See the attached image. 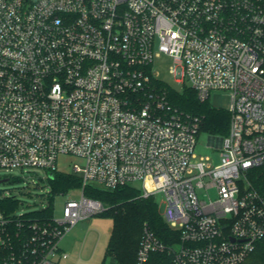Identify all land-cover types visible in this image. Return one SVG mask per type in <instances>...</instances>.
<instances>
[{"label":"built area","instance_id":"built-area-1","mask_svg":"<svg viewBox=\"0 0 264 264\" xmlns=\"http://www.w3.org/2000/svg\"><path fill=\"white\" fill-rule=\"evenodd\" d=\"M162 55L200 101L230 92L217 163L196 154L200 119L154 84ZM61 156L79 160L68 173L82 175L81 196L61 220L2 215L0 264L68 259L63 235L106 210L88 186L162 195L180 242L146 229L137 264L157 252L243 264L264 240V196L247 179L264 164V0H0V169L54 175Z\"/></svg>","mask_w":264,"mask_h":264},{"label":"trees","instance_id":"trees-1","mask_svg":"<svg viewBox=\"0 0 264 264\" xmlns=\"http://www.w3.org/2000/svg\"><path fill=\"white\" fill-rule=\"evenodd\" d=\"M159 92L167 101L178 110L179 113L198 117L201 133L208 134L211 138L222 139L228 135L231 115L229 111L215 109L208 101H200L196 92L191 87H186L184 92H179L172 87L154 80ZM247 179L252 188L261 196H264V164L252 168L247 172ZM51 192L48 199L50 206L45 209L24 213L23 217L30 219L48 220L53 217L52 201L56 195L68 194L76 188L82 187V178L73 173L56 171L49 178ZM85 195L90 199L100 202L106 210L102 215L112 218L113 228L108 244L107 254L115 257L117 264H137L138 251L145 237V230L149 229L154 235L168 246H174L180 242V231L172 228L164 219L156 197L143 198L141 191L136 187L126 186L115 190L88 186ZM2 215L5 218H17L15 209L18 201L14 198L0 200ZM26 222L23 236H27L25 230L29 227ZM13 242L20 244L22 237L16 238L17 228L14 224L10 227ZM147 264H173V257L168 252L152 253ZM243 264H264V240L259 241L256 249L249 255Z\"/></svg>","mask_w":264,"mask_h":264},{"label":"rangeland","instance_id":"rangeland-1","mask_svg":"<svg viewBox=\"0 0 264 264\" xmlns=\"http://www.w3.org/2000/svg\"><path fill=\"white\" fill-rule=\"evenodd\" d=\"M172 59L162 55L155 59L153 70L157 79L172 87L173 89L184 92L187 83H178L170 72ZM209 105L215 109L229 111L231 107V94L229 91L216 90L211 93L208 101ZM222 139L216 140L215 146L220 145ZM212 138L201 133L198 136L196 154L198 158L211 156L216 160L220 159L219 151L211 144ZM79 162L76 157H59L58 168L65 172H72L74 163ZM49 174L43 169H31L22 171L20 169L3 170L0 169V200L14 198L18 201V207L15 214L29 213L34 210L45 209L50 206L47 198L51 192L49 186ZM82 177L81 174H75ZM30 177L26 179V177ZM82 189L76 188L68 194L56 195L53 198V215L56 220L63 218L64 206L69 199H77L81 196ZM156 200L159 203L160 211L163 215L165 204L162 202V195H157ZM2 208L0 207V217ZM113 220L106 215H95L89 219L80 221L71 227L61 238L60 248L69 255L62 264H117L114 256L107 254L108 244L112 234Z\"/></svg>","mask_w":264,"mask_h":264},{"label":"crops","instance_id":"crops-1","mask_svg":"<svg viewBox=\"0 0 264 264\" xmlns=\"http://www.w3.org/2000/svg\"><path fill=\"white\" fill-rule=\"evenodd\" d=\"M217 140H219V139H217ZM215 142H216V139L212 138V141H211L212 146L219 151V147L221 145V142H220V145L218 147L215 146Z\"/></svg>","mask_w":264,"mask_h":264},{"label":"water","instance_id":"water-1","mask_svg":"<svg viewBox=\"0 0 264 264\" xmlns=\"http://www.w3.org/2000/svg\"><path fill=\"white\" fill-rule=\"evenodd\" d=\"M51 178L53 177V175L52 174H50L49 175ZM6 181H8V180H3V181H0V183H2V182H6Z\"/></svg>","mask_w":264,"mask_h":264}]
</instances>
